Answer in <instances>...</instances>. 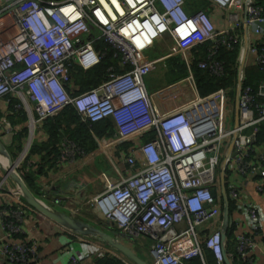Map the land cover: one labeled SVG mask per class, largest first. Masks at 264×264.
Returning a JSON list of instances; mask_svg holds the SVG:
<instances>
[{"label": "built area", "instance_id": "obj_1", "mask_svg": "<svg viewBox=\"0 0 264 264\" xmlns=\"http://www.w3.org/2000/svg\"><path fill=\"white\" fill-rule=\"evenodd\" d=\"M205 1L229 11L234 29H216L208 10L191 12L186 0H0V105L5 103L0 168L6 169L0 194L13 199L0 207L5 264L37 260L36 240L14 238L28 236L31 215H44L27 203L20 184L38 202L69 209L67 215L76 222V214L83 217L82 223L95 229V237L98 230L125 246L141 247L145 242L141 248L147 251L148 264H189L193 259L208 264L207 251L214 264H225V257L230 264H257L264 211L249 189L253 186L264 198V152H257L264 102L256 101L264 99V80L256 91L242 82L249 55L264 68V37L256 44L249 38L250 31L264 36V0ZM100 42L115 49L123 71L110 68L100 84L75 93L71 69L98 66L105 56L96 49ZM205 43L211 44L209 58L220 45L231 50L241 45L240 75L230 91L199 94L188 54ZM157 51L160 55H155ZM174 57L183 58L189 73L150 93L146 79ZM222 66L214 60L198 62L200 69L215 76L223 74ZM170 89L177 104L161 111L154 96ZM67 106L74 107L90 130L104 120L113 125L111 135L92 133L96 147L90 152L68 137L60 142L58 166L76 170L78 160L88 163L103 156L112 171L100 172L101 192L75 208L66 206L69 200L63 194L53 196L51 183L37 181L33 191L26 180L37 162L29 156L38 123L54 119ZM15 113L26 116L28 137L23 144L12 145L19 133L9 123ZM146 135L150 139L123 160L130 174L119 171L111 160L112 147ZM87 212L94 221L85 217ZM225 212L233 227L229 239ZM70 264L79 263L73 259Z\"/></svg>", "mask_w": 264, "mask_h": 264}, {"label": "crops", "instance_id": "obj_2", "mask_svg": "<svg viewBox=\"0 0 264 264\" xmlns=\"http://www.w3.org/2000/svg\"><path fill=\"white\" fill-rule=\"evenodd\" d=\"M208 5V4H207ZM208 11L211 13L210 18L218 30H231L234 29V23L228 19L227 14L229 11H224L209 5ZM264 36L258 35L255 32L250 31L249 38L251 44H256L260 41ZM240 44L238 47L240 48ZM244 51V47H243ZM156 55V54H155ZM241 56V53L238 54V59ZM149 57H154L153 54H149ZM189 59L193 57L191 52L188 54ZM178 60L181 61L182 64L185 65L187 74L189 73V69L182 57H174L169 59L162 64H160L157 70L163 65L172 66L173 61ZM191 64V63H190ZM247 67L255 65V57L253 55H249ZM191 67V65H190ZM176 68V67H175ZM192 71V68H190ZM156 70V71H157ZM240 67L236 66V74L235 78L240 75ZM155 72V71H154ZM153 72V73H154ZM151 73L146 79L147 89L150 92V86H152L153 80ZM169 73V72H168ZM167 73V74H168ZM193 73V71H192ZM186 74V76H187ZM195 78V77H194ZM196 80V79H195ZM176 82V81H174ZM173 82L166 83L167 85L172 84ZM166 85V86H167ZM165 87V86H164ZM198 87V86H197ZM152 93V92H150ZM168 100H160L154 101L155 105L163 111L175 106L177 104L176 99L173 94H168ZM5 103L0 105V110H5ZM9 108L8 106H6ZM14 120V121H13ZM10 125L14 127L19 133L24 131V136L22 138L21 144L28 137V121L27 119H12L9 120ZM64 138V135H62ZM94 140V139H93ZM36 142L44 143L47 141V131L44 126V123H38V128L36 130ZM144 141V138H134L129 143H124L122 145L113 146L111 150V160L117 166L119 171L130 174L129 170H127L126 166L123 164V160L126 156L131 153L132 148L140 146ZM60 146V143H59ZM258 153L264 152V125L261 128L260 136H259V145L257 148ZM100 169H97L98 162H101ZM7 163V162H6ZM5 163V164H6ZM78 169L74 170L71 166L66 164L62 166H52L51 168L41 171L39 173L36 169L37 166L34 167L33 173L36 177L37 181L41 182V184L48 186L50 183L53 185L52 191L54 194L61 193L66 196L69 200V203L66 205L69 208L80 207V205H87L91 199H93L97 194H99L102 190V182L98 181L97 177H99L100 172H107L111 170L107 160L103 156H97L94 162L85 163L84 160L77 161ZM44 168V165L41 164V169ZM6 169L4 167L0 168V179L5 174ZM96 174V178L94 175ZM60 184L59 188L57 184ZM59 191L57 192V190ZM250 196L252 200L261 206L264 211V198L261 197L254 191V187L252 186L249 189ZM52 197V196H51ZM12 198L10 196H6V194H0V207L4 202H12ZM58 210L69 214V209H66L62 206L55 207ZM90 208V207H88ZM71 211L74 212V209ZM37 213V212H36ZM76 220L79 224H82V221H85L83 217H79L80 215L76 214ZM28 232V240H36L38 243L37 248V260L32 264H70L73 259H76L79 264H109V260L114 258L120 261L122 264H134L131 260L126 258L123 254H121L116 248L112 245H109L107 242L103 241L99 237H95L92 234L85 233H75L67 229H62L55 224L53 225L52 221L48 220L45 215H40L37 213L36 215H31L29 221L27 222ZM262 237L264 239V223L262 226ZM5 234V230L1 226L0 222V240H3ZM117 242V240H115ZM258 247L256 249L257 253V264H264V241L261 239L257 240ZM139 244H134L131 246H127L133 252H135L139 257L145 260L147 263L149 262V256L145 250L140 247ZM145 245V242H144ZM146 257V258H145ZM0 264H5V260L3 259V255L0 251Z\"/></svg>", "mask_w": 264, "mask_h": 264}, {"label": "trees", "instance_id": "obj_3", "mask_svg": "<svg viewBox=\"0 0 264 264\" xmlns=\"http://www.w3.org/2000/svg\"><path fill=\"white\" fill-rule=\"evenodd\" d=\"M187 8L189 11L194 12L198 9L208 10L209 5H207L205 0H186ZM208 14L211 13L208 11ZM211 48L210 43H205L191 52L193 57L191 58V68L193 71V75L196 79V83L198 86L199 94L202 97L209 96L214 93L216 90L225 88L227 91H230V88L234 86V77L236 74V66L238 63V54L239 47L235 46L233 50L229 49L226 45H220L217 52L212 58H209L208 51ZM96 49L105 53L101 63L95 68L84 71L80 67L73 65L71 72L72 78L75 88L73 91L75 93L85 92L90 90L91 88L100 84L104 79H106L108 75V71L112 68L116 73H121L123 69L119 65V56H116L115 49L103 42H100L96 45ZM200 60L206 61L207 63H211V61H216L223 66V74L221 76H215L209 70H203L198 67V62ZM174 60L173 62H176ZM185 69V70H184ZM178 72L179 76L184 78L187 74L185 65L182 64V68L180 69H171L170 73ZM184 75V76H183ZM236 79V78H235ZM264 80V68L260 65H254L250 67H246L244 69V80L242 84L244 86H250L253 90L256 91L258 84ZM174 83V82H173ZM70 92V88H67ZM257 102H264L262 98H256ZM14 103L10 104V109L14 110ZM2 112L0 110V119L2 118ZM10 120L18 118V119H26V116L20 113H15L14 115L9 116ZM14 121V120H13ZM44 126L47 131V141L44 143L35 142L31 148L30 158L36 160L37 170L39 168V173L51 168L56 165L57 159L60 155L59 151V143L64 137H68L75 143H77L80 147L84 148L87 152L93 151L96 147V144L93 140L92 133L97 137H104L106 135L113 134L112 128L113 125L109 120L100 121L92 124L91 130L81 122L77 116V113L73 106H67L63 111H61L57 117L54 119H49L44 121ZM24 131H21L15 137L12 145L21 144L22 138L24 136ZM260 136V135H259ZM150 137L146 135L144 140H149ZM19 152V148L15 147L14 154L16 155ZM41 164L44 165V168L41 169ZM34 166V167H35ZM32 172L27 174L26 180L29 184L30 188L33 191L37 190V179ZM2 207V206H1ZM8 207V206H6ZM10 207V206H9ZM231 209V207H230ZM232 211V210H231ZM227 237L231 235L233 231V227L227 228ZM15 239H19L22 241H31L28 240V237H22L18 235H14ZM206 257L208 260V264H214V258L210 254V252H206ZM109 264H122L120 261L111 258L109 260ZM189 264H201L198 259H193L189 262Z\"/></svg>", "mask_w": 264, "mask_h": 264}, {"label": "water", "instance_id": "obj_4", "mask_svg": "<svg viewBox=\"0 0 264 264\" xmlns=\"http://www.w3.org/2000/svg\"><path fill=\"white\" fill-rule=\"evenodd\" d=\"M239 88V87H238ZM19 182V181H18ZM25 193V199L29 205L43 213L48 219L56 222L61 227L70 230L75 233H89L92 234L95 232V229L92 228L89 224H79L75 220H73L70 216L65 214L64 212L57 210L48 206L45 203H40L36 200L34 195L22 184H20ZM225 230L226 228L231 226V218L228 212H225L224 216ZM223 231L222 237L225 238L226 231ZM98 237L103 241L107 242L109 245H112L116 250H118L121 254H123L126 258L131 260L134 264H148L145 260L139 257L135 252H133L130 248L121 243L115 242L111 236L105 234L103 232L98 231ZM225 264H230L228 259L225 257Z\"/></svg>", "mask_w": 264, "mask_h": 264}, {"label": "rangeland", "instance_id": "obj_5", "mask_svg": "<svg viewBox=\"0 0 264 264\" xmlns=\"http://www.w3.org/2000/svg\"><path fill=\"white\" fill-rule=\"evenodd\" d=\"M209 15V14H208ZM156 55H160V52L157 51L155 52ZM168 63V62H167ZM167 63L166 65H163L162 67H160L157 71H155L152 75V80L153 82L152 83V86H150V92H153V93H156L158 90L162 89L164 86H166L167 84L166 83H169V82H174V81H178L180 79H182V76H179L178 75V72L176 73H170V70L171 69H180L182 68V62L181 61H176V62H173L171 64H173V67L172 66H167ZM176 67V68H175ZM185 70V69H184ZM169 72V73H168ZM168 73V74H167ZM184 76V75H183ZM177 88V87H176ZM185 89H182V93H183V98L184 99H187L189 97L188 94L184 93ZM172 94L173 93V90L170 89L168 91H165L164 93L160 94V93H157L155 96H154V101H160V100H168V98H173V97H169L168 94ZM35 139V137H34ZM103 161L101 162H98V166H97V169L99 170L100 169V164L102 163ZM109 173L111 174L112 171L109 170ZM94 177L96 178V174L94 175ZM34 190V189H33ZM90 211V210H89ZM91 212H87L85 213V217H87L89 220V222H91V220H93V216H89L91 215L90 214ZM94 221V220H93ZM98 222V221H96ZM144 246V243L141 245V247ZM147 251L145 250V255H146ZM147 257V255H146ZM145 257V258H146Z\"/></svg>", "mask_w": 264, "mask_h": 264}, {"label": "bare ground", "instance_id": "obj_6", "mask_svg": "<svg viewBox=\"0 0 264 264\" xmlns=\"http://www.w3.org/2000/svg\"><path fill=\"white\" fill-rule=\"evenodd\" d=\"M1 160H2V162H3V163H6V161H5V160H3V159H1ZM5 179H6V178H5Z\"/></svg>", "mask_w": 264, "mask_h": 264}]
</instances>
